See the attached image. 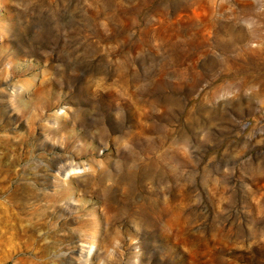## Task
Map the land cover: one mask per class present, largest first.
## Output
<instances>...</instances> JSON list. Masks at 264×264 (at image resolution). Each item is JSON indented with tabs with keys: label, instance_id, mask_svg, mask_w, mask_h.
<instances>
[{
	"label": "rangeland",
	"instance_id": "374dc122",
	"mask_svg": "<svg viewBox=\"0 0 264 264\" xmlns=\"http://www.w3.org/2000/svg\"><path fill=\"white\" fill-rule=\"evenodd\" d=\"M0 264H264V0H0Z\"/></svg>",
	"mask_w": 264,
	"mask_h": 264
}]
</instances>
